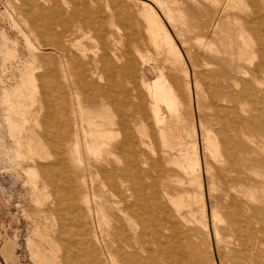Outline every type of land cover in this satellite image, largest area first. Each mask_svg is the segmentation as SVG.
<instances>
[{"label":"bare ground","instance_id":"obj_1","mask_svg":"<svg viewBox=\"0 0 264 264\" xmlns=\"http://www.w3.org/2000/svg\"><path fill=\"white\" fill-rule=\"evenodd\" d=\"M149 1L152 4H141L152 13L164 9L161 0ZM133 2L21 0L24 24L28 18L41 20L39 23L52 34L53 52L58 55L57 63L54 59V65L40 75H49V83L42 85L47 110L40 119L42 131L32 137L41 157L47 154L46 145L55 149L52 161L41 165L43 179L51 184L55 199L51 223L55 228L46 232V222L34 227L33 237L38 236L40 242L32 236L27 239L30 259L38 264H77L79 255L78 264H102L96 249L101 241L111 264H192L185 248L190 241L184 228L198 207L205 212L201 194L192 188L194 182L202 187L203 171L210 178L206 187L215 200L209 214L215 240L223 245L219 251L224 264H264V0H225L223 12H234L229 41L217 50L223 55L220 62L202 57L195 63L188 55L193 62L194 86L197 90L204 85L209 95L204 106L212 110L210 117L199 116L201 165L178 137L169 141L166 136L169 125L160 106L178 120L182 99L175 79L167 76L163 67L150 65L133 40ZM143 31L156 52L170 53L174 59L181 57L167 33L150 26ZM84 38L96 45L89 48ZM133 51L142 58V66L149 65L156 73L153 80L142 76L136 81ZM138 83L148 96L154 126L159 127L168 155H175L171 161L175 171L163 168L162 159L151 162L145 157L147 133L139 125L146 112ZM2 100L7 106L10 134L23 140L21 123L15 119L27 107L23 94L4 93ZM31 118L34 120L32 114ZM216 119L223 127L213 130L212 121ZM50 126L56 129L54 133L48 132ZM110 134L116 138L103 140ZM81 146L86 161L93 157L92 163L85 161L86 171L93 170L100 177L96 185L104 194L98 196L99 236L94 232L93 238L92 229L86 226L89 199L84 198V211L79 195V186L85 188L86 184L78 168L83 165ZM27 155L26 151L23 156ZM171 171L174 179H170ZM34 172L32 180L37 178ZM79 173L82 178L78 180ZM42 184L46 188L44 180ZM69 234L73 240L68 239ZM43 243L49 246L48 256ZM13 248V243L4 238L0 251L8 264H18Z\"/></svg>","mask_w":264,"mask_h":264},{"label":"rangeland","instance_id":"obj_2","mask_svg":"<svg viewBox=\"0 0 264 264\" xmlns=\"http://www.w3.org/2000/svg\"><path fill=\"white\" fill-rule=\"evenodd\" d=\"M134 1L135 3H131L133 7L132 11L134 12L131 20L133 40L139 44L138 47H140L142 53H145L146 61L150 65L163 67L164 73L170 78L172 77L175 79L178 92L182 99L179 108L180 118L178 120L175 116L171 117L162 105L160 106L161 113L165 116V124L169 125V128L165 130L166 136L170 137L169 141H174V139L178 137L179 140L183 142L182 146L189 150L191 158L195 159L198 157L201 165L203 159V157H201L203 156V143L199 126V116L206 115L210 117L212 116V110L204 106L209 101V95L207 91L203 89L204 85L200 86L197 90L194 86L192 61L195 63L196 61L200 62L202 57L203 59L205 57L207 61L213 60L216 63L220 62L223 55L220 54V52L218 53L217 50L221 51L229 41L228 35L232 32L231 14L234 11L230 10V12L227 13L223 12L222 7L225 0H207V2L206 0H161L164 9L161 11L157 10V13L154 14L148 9V6H142L141 4L142 2L152 4L149 0ZM20 5L21 0H0V247L4 238L9 239L13 243V246H15L13 251L17 255L18 264H38L35 260L30 259L27 239L31 236L33 237L32 232L34 227L41 226L44 222H46L44 224L46 226V232H49L52 227L49 232L51 233L53 227L55 228L53 224L51 226L55 217L52 206L55 200L53 198L52 186L48 181L43 179V172L41 169V165L52 161L55 149L46 145L47 154L49 153L53 156L50 155L51 157H49V154H46L47 157L46 155L45 157L47 159L41 157L38 152H36L32 137H34L33 133L38 136L42 131L40 119L42 121V117L46 115L47 110L42 92L43 86L49 83V75L48 73L43 77L40 75L42 73L44 74L47 69H50V67L54 65L53 61L58 58V55L54 53L55 51L51 44L52 34L50 30L39 23L41 20L34 22L28 18L29 22L27 25L24 24V17L20 14ZM126 25L127 23L123 24L124 27H126ZM148 26L156 31L159 28L164 33H167L171 38V43L175 47V50L179 52L181 57L179 59H174L173 55L170 53L166 54V52H164V54H162L161 51L159 53L158 51L156 52V48L150 43L147 34L143 31ZM90 41L91 40L84 38V42H86L88 47L93 48L96 42H93V40ZM42 44L47 45L42 47ZM132 54L136 67V81L139 82L142 76H144L145 79L147 78L148 81L153 80L156 77V73L150 70L149 65L142 66V58L138 52L133 51ZM188 55L191 56L192 61L188 60ZM168 57L169 59L167 60L166 58ZM39 77L42 80H40ZM64 81L65 80H63V82ZM40 83L41 85H39ZM138 85L145 103L146 112L143 123L139 125V129L147 133V136L144 137L145 157H148L151 162L162 159L161 164L163 168H170L175 171L176 169H173V162H171L174 160L173 158L175 155H168L165 143L158 131L159 127L154 126V119L152 113H150L151 109L148 96L143 87L139 83ZM19 92L23 94L27 103V107H24V114L22 116L15 115V119L18 118L17 121L21 123L23 140H16V138L10 134L9 121L6 116L8 113L7 106L2 100L4 93L12 94ZM36 105L39 108L41 107L42 110L40 108L41 111L39 110V112H37L39 108L36 107ZM31 107L37 109L35 110V108L33 109ZM27 109L32 110L31 114L34 120L31 118V114H29L31 111ZM35 111L38 115L35 114ZM169 118H171V122ZM218 120L219 119L212 121L213 130H218L223 127L222 124L217 123ZM55 131L56 129L52 126L48 129L50 133H54ZM112 135H114V133H112ZM113 137L114 136L111 137L110 134L108 137L106 136V139L104 137L103 140H114L116 136L112 139ZM16 141L19 144L16 143ZM20 143H22V146ZM63 146L64 145L61 147ZM16 149L18 151H16ZM26 151L29 155L24 157L23 155ZM80 154L82 158L81 163L83 162V165H79L78 168L79 170L82 169V174L85 176L84 182H86V184L85 188L84 186L83 188L79 186V195L83 205L84 198L87 197L89 199L90 211L89 213L87 212L86 226L89 230L92 229L93 238L94 232H97L96 235L99 236L97 225L100 221V215L98 214L97 207L101 202L98 196H104V194L101 188L96 185L100 177L96 175L93 170L86 171L87 165L85 164H87L86 162H93L92 155L87 157L88 161H86L85 157L87 155L84 151V146H81ZM41 159L44 160L41 161ZM29 169L37 171V178H33L32 180V175L36 172L33 171L34 173H30ZM173 171L170 172V179L175 178L172 174ZM202 172L203 171L200 173V180L203 184L202 187L199 188L197 183L194 182L192 188L198 194H201V203L204 206L205 212L202 213L198 207L196 212L193 213V216L190 215L188 217L189 222H187V227L184 228V231L188 234L190 244H186L185 248L187 249L189 262L192 264H224V257L222 258L221 252L219 251L223 248V245L215 240L212 216L209 214L210 205L214 206L215 204L214 197L208 193L206 187L208 186L210 178L209 176H205L204 172ZM77 177L78 180L81 179V173H79ZM91 178H93V180ZM183 178L186 179L184 175ZM94 179H96V181ZM43 180L47 183L46 188L42 184ZM91 180L94 182V186L91 185ZM35 199H37L38 204ZM41 199H43L42 202ZM86 210L87 208L85 206L84 211ZM100 227L104 228V234H106L107 229L103 223L100 224ZM37 237L33 238L35 241L40 242ZM68 239L73 240L71 234L68 235ZM106 239H108V241L110 240L109 237H106ZM42 247L43 251L48 256L47 252L49 246L43 243ZM103 247L104 242L102 243L99 241L96 243L99 259L102 261V264H107V262L111 264L110 259H108L109 254ZM69 250L72 253L75 251L73 248ZM76 257V263L78 264V262H81L78 261L80 256L77 255ZM0 264H8L1 251Z\"/></svg>","mask_w":264,"mask_h":264}]
</instances>
